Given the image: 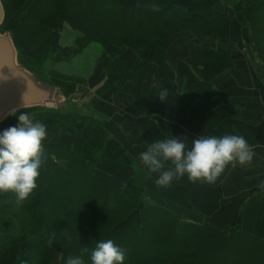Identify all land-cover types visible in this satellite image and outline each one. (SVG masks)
Wrapping results in <instances>:
<instances>
[{
	"label": "trees",
	"instance_id": "trees-1",
	"mask_svg": "<svg viewBox=\"0 0 264 264\" xmlns=\"http://www.w3.org/2000/svg\"><path fill=\"white\" fill-rule=\"evenodd\" d=\"M239 1L242 18L220 10L223 0H2L0 30L11 32L19 61L61 87L68 98L75 95L77 79L55 67L48 74L41 69L50 60L55 66L58 56L70 57L99 43L98 65L106 81L97 94L132 82L142 99L148 96L139 92L149 62L157 65L156 82L177 90L167 54L178 33L213 34L228 43L237 21L264 64V0ZM66 27L77 32L68 48L61 45ZM236 58L220 46L194 51L191 69L183 67L189 96L210 99L213 80ZM190 97L182 98L179 110ZM21 112L46 125L45 160L38 187L22 204L14 194L0 193V264H66L83 248L89 249L83 258L90 264V251L109 239L124 251V264L264 263V240L244 230L240 212L227 233L211 223H183L168 208L147 202L142 166L125 185L99 176L100 162L126 160L120 157V144L92 113L26 108L1 122L0 133L15 126Z\"/></svg>",
	"mask_w": 264,
	"mask_h": 264
},
{
	"label": "crops",
	"instance_id": "crops-1",
	"mask_svg": "<svg viewBox=\"0 0 264 264\" xmlns=\"http://www.w3.org/2000/svg\"><path fill=\"white\" fill-rule=\"evenodd\" d=\"M242 35H246L247 47L252 53L246 56L236 53L235 65L220 72L213 80L215 94L210 99L198 95L190 97L183 67L191 69L192 53L207 46H220L235 53L232 42H237ZM75 37L65 36L61 45L72 46ZM91 45L70 57L58 56L55 65L77 79L75 94L89 88V113L120 144V157L126 161H102L97 166V174L125 185L142 166L147 174L145 194L149 204L168 208L183 223H211L221 230L222 224L231 223L240 212L244 230L264 240V64L245 30L241 33L240 24L233 20L228 43H221L213 34L174 35L167 59L175 71L178 88L172 91L160 86L155 79L157 65L149 62L139 92L141 95L147 92L148 96L142 99L133 92L132 82L97 94L106 81V73L98 65L101 55L93 66L87 65L88 58L84 55L93 54L88 50ZM70 63L74 68L68 70L65 66ZM163 90H167L168 95L167 100L161 102L157 95ZM187 97L192 101L179 110L182 98ZM225 134L244 136L255 155L249 165L238 164L234 169L229 166L213 184L192 183L185 175L173 180L169 187H159L155 183L159 173H149L139 159L140 153L155 141L181 137L190 148L192 139L199 135ZM128 158H132V162ZM171 166L166 164V168Z\"/></svg>",
	"mask_w": 264,
	"mask_h": 264
},
{
	"label": "clouds",
	"instance_id": "clouds-1",
	"mask_svg": "<svg viewBox=\"0 0 264 264\" xmlns=\"http://www.w3.org/2000/svg\"><path fill=\"white\" fill-rule=\"evenodd\" d=\"M167 95V90H163L157 96L163 102ZM15 111L9 114L14 115ZM46 138V125L27 112H21L15 126L0 133V193L14 194L17 204H22L38 187ZM254 155L244 136L225 134L199 135L192 139L190 148L181 137L155 141L140 153L139 159L149 173H159L157 186L169 187L173 180L185 175L192 183L213 184L229 166L234 169L238 164H251ZM168 163L172 166L166 168ZM52 242L49 240L50 246ZM88 253L89 249L83 248L66 264H86L83 257ZM124 260V251L110 239L99 241L90 251V264H124Z\"/></svg>",
	"mask_w": 264,
	"mask_h": 264
},
{
	"label": "water",
	"instance_id": "water-1",
	"mask_svg": "<svg viewBox=\"0 0 264 264\" xmlns=\"http://www.w3.org/2000/svg\"><path fill=\"white\" fill-rule=\"evenodd\" d=\"M5 8L0 0V28ZM31 107L67 109L68 97L64 90L42 80L19 61L18 49L11 32L0 30V123L12 110L15 113Z\"/></svg>",
	"mask_w": 264,
	"mask_h": 264
},
{
	"label": "rangeland",
	"instance_id": "rangeland-1",
	"mask_svg": "<svg viewBox=\"0 0 264 264\" xmlns=\"http://www.w3.org/2000/svg\"><path fill=\"white\" fill-rule=\"evenodd\" d=\"M220 10H224V11H228L230 13H233L235 17L238 18H242L241 16V4L239 0H223V3L219 6ZM70 33V35L74 38L75 34H77L76 31L71 30L69 27H66L62 34L65 36L70 37V35H68ZM206 37H210V35H205ZM64 37L61 36V40H64ZM184 38H186V35L183 36ZM73 38H69L70 40ZM214 40V39H211ZM239 41V42H238ZM237 42H232L231 47L234 48L235 53H238L239 56H243V55H250L252 53V49L250 50L249 47H247V37L246 35H242L241 38L238 40ZM214 42H216V39L214 40ZM88 50H92L93 54L92 55H84L87 56L88 60H87V65L89 66H93V64L96 61V58L98 56H100L102 54V46L99 43H94L93 45H91V47H89ZM251 51V52H250ZM84 58V57H82ZM81 60V57L78 59ZM55 67L57 69L58 66L57 64L55 66H53V61L51 62L48 61L45 65V67H43L41 69V73H46L48 74L49 70ZM66 69H73L74 66L72 65V63L68 64L65 66ZM82 88H84L82 86ZM90 90L88 89H83L80 90L79 93H76L75 95L70 96V98H68V109L70 108L71 110L75 111V112H79V113H89V106H90ZM130 159V158H129ZM132 159V158H131ZM148 202V201H147ZM230 226L229 224H222L221 227L222 231L224 233L228 232V228ZM258 264H264L262 262H259Z\"/></svg>",
	"mask_w": 264,
	"mask_h": 264
}]
</instances>
